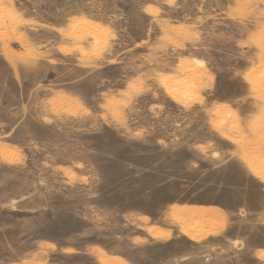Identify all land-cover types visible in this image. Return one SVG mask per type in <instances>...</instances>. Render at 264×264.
<instances>
[{
  "label": "rangeland",
  "instance_id": "rangeland-1",
  "mask_svg": "<svg viewBox=\"0 0 264 264\" xmlns=\"http://www.w3.org/2000/svg\"><path fill=\"white\" fill-rule=\"evenodd\" d=\"M190 263L264 264V0H0V264Z\"/></svg>",
  "mask_w": 264,
  "mask_h": 264
},
{
  "label": "bare ground",
  "instance_id": "bare-ground-1",
  "mask_svg": "<svg viewBox=\"0 0 264 264\" xmlns=\"http://www.w3.org/2000/svg\"><path fill=\"white\" fill-rule=\"evenodd\" d=\"M193 263V262H192ZM191 264V263H190ZM195 264V263H194Z\"/></svg>",
  "mask_w": 264,
  "mask_h": 264
}]
</instances>
